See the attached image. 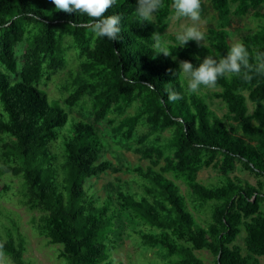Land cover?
I'll return each mask as SVG.
<instances>
[{"label": "trees", "instance_id": "16d2710c", "mask_svg": "<svg viewBox=\"0 0 264 264\" xmlns=\"http://www.w3.org/2000/svg\"><path fill=\"white\" fill-rule=\"evenodd\" d=\"M210 1L225 24L232 12L230 0ZM249 1L256 7L263 2L239 0L237 13H247ZM172 2L163 0L159 10L164 26ZM136 6L137 0H116L105 13L121 17L120 37L110 41L94 36L88 27L91 18L59 11L51 0H0V149L4 164L0 173L22 177L23 202L41 211L38 233L61 245L60 254L67 264H123L111 256L115 243L108 240L119 206L112 194L102 200L85 186L88 178L112 164L102 157L105 141L94 122L67 109L90 95L95 121L116 112L108 120L114 133L124 138L131 137L139 122L148 123L153 133L170 132L166 140L155 138L153 144L158 158L165 156L161 169L133 167L149 183L144 185L145 192L118 191L121 207L149 225L135 228L143 244L158 248L173 264H205L195 248L209 249L214 264H261L264 185L233 177L230 171L239 160L264 177V75L253 73L251 82L236 76L218 80L221 90L216 95L228 106V119H224L200 91L185 92L178 62L198 65L205 56L221 58L233 44L227 30L223 25L211 28L210 42H202L203 46L189 41L180 47L171 34L167 42L176 60L155 56L153 32L158 31L152 22H138ZM205 7L206 0H201V13ZM255 15L264 19V10H255ZM23 42L27 45L20 64L16 47ZM240 42L250 53L264 52V23L244 33ZM70 48L78 50L81 67L72 76L65 104L56 99L52 103L38 83L64 64ZM168 88L181 93L183 99L169 101ZM245 90L254 103L252 111ZM136 100V113L118 119L123 105ZM70 116L73 119L67 125ZM215 159L220 161L218 181H200L198 171ZM176 180L189 187L195 209L210 205L205 224L198 221ZM242 229L245 251L235 242ZM0 243L15 264H32L24 256L22 237L2 224Z\"/></svg>", "mask_w": 264, "mask_h": 264}, {"label": "rangeland", "instance_id": "374dc122", "mask_svg": "<svg viewBox=\"0 0 264 264\" xmlns=\"http://www.w3.org/2000/svg\"><path fill=\"white\" fill-rule=\"evenodd\" d=\"M264 5V0L262 2ZM261 4V5H262ZM239 5V0H230L231 13L228 16V21L221 24V18L218 11L213 7L210 0H206V7L201 13V20L197 22V26L205 35L203 42H210V29L217 28L223 25L227 30L229 40L237 42L242 39V35L249 30L259 28L264 19L255 15V10H264L263 6L256 7L249 1V9L245 14H239L236 11ZM159 11L155 13L153 25L161 34L165 41H171L169 36L176 34L181 30L182 26L191 24L190 20L181 18L177 20L173 15V10L165 18L166 26L159 19ZM27 42L19 43L16 47L17 55L20 64L24 61V51ZM81 67V57L76 48L68 50L67 59L64 64L51 70L50 77L42 79L38 86L45 89L49 93V98L52 103L55 99L65 104V98L69 95L74 82L73 75L78 72ZM183 81L184 77L181 75ZM221 90V86L208 89L202 87L200 92L208 102L209 106L221 117L228 119L227 103L216 95ZM249 104V110L252 111L254 103L249 98V91H244ZM124 111L118 116L122 119L127 115L136 113L139 107V101L136 100L130 105H123ZM0 102V112H1ZM70 114L83 117L95 123L97 129L105 141L103 149V158L111 160V166L97 176L90 177L86 180L85 186L90 191L95 192L102 200L112 194L115 206H119V216L116 218L112 229L109 230V239L115 243V247L111 250V256L116 261H122L123 264H173L169 258L156 247H150L140 239L135 228L149 227L147 223L141 220L140 217L133 215L123 209L119 202V190H134L135 192H145L146 184H149L146 179H143L138 174V171L133 167L140 165L144 169L152 166L154 169H161L165 164V156L158 158V150L154 148L155 138L166 140V136L170 134L168 130L161 133H153L151 126L145 122H139L129 138H124L120 134L114 133L112 125L108 117L117 115L116 112L109 114L107 118L100 121H95V105L93 98L90 95L83 97L81 104L78 106H68ZM72 116L69 117L67 125H70ZM57 139H61L60 137ZM55 141V140H54ZM53 141V142H54ZM52 142V143H53ZM4 166L3 156L0 149V169ZM220 173V161L215 159L209 165L202 167L197 178L204 183H215L218 181ZM170 174V173H169ZM233 177H243L256 184L264 185V177L246 168L242 161H237L234 169L230 171ZM22 177L13 174L12 172L0 173V224L10 227L16 235L22 237L25 242L24 256L32 264H67L65 258L61 256V245L52 243L48 237L38 233L36 222L40 209H31L23 202L24 185ZM180 185L181 190L188 198L189 206L194 211L198 221L205 224L211 215L210 205H206L203 209H195L189 200L190 189L182 180H176ZM245 230L236 239V243L245 251L244 244ZM197 256L202 258L205 264H214L215 257L207 248L194 249ZM8 264H15L12 259L6 254ZM176 258V257H174ZM261 264H264V255L260 257Z\"/></svg>", "mask_w": 264, "mask_h": 264}, {"label": "clouds", "instance_id": "9594fccd", "mask_svg": "<svg viewBox=\"0 0 264 264\" xmlns=\"http://www.w3.org/2000/svg\"><path fill=\"white\" fill-rule=\"evenodd\" d=\"M55 8L65 13H79L91 18L88 27L96 38H107L117 41L120 37L121 17L105 13L116 4V0H51ZM163 0H137L136 15L138 22L155 23L154 15L163 7ZM172 9L174 17L179 20L186 18L192 23L182 26L175 34V40L180 47H184L189 41H194L198 46H203L205 33L199 29L197 22L201 20V0H173ZM153 50L155 56L162 54L165 57L172 56L168 42L163 40L159 32H153ZM199 59V57H196ZM179 73L186 81L185 92L197 94L202 87L212 89L222 77L236 76L245 82H251L253 73L264 75V52L250 53L243 42L237 41L232 44L227 53L219 59L213 56H205L198 65L191 61L180 60L178 62ZM171 71V70H170ZM176 73L173 72V75ZM167 98L171 102L183 99L181 93L168 88ZM4 245L0 243V264H8L4 252Z\"/></svg>", "mask_w": 264, "mask_h": 264}]
</instances>
